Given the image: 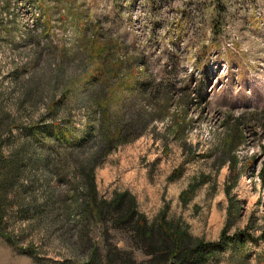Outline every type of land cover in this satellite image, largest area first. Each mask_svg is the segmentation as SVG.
Returning a JSON list of instances; mask_svg holds the SVG:
<instances>
[{"label": "rangeland", "instance_id": "1", "mask_svg": "<svg viewBox=\"0 0 264 264\" xmlns=\"http://www.w3.org/2000/svg\"><path fill=\"white\" fill-rule=\"evenodd\" d=\"M166 102L102 160L99 195L128 191L149 220L164 212L194 238L230 239L206 264H264V0H0V264H86L51 210L56 136L96 129L98 103L113 131Z\"/></svg>", "mask_w": 264, "mask_h": 264}, {"label": "trees", "instance_id": "2", "mask_svg": "<svg viewBox=\"0 0 264 264\" xmlns=\"http://www.w3.org/2000/svg\"><path fill=\"white\" fill-rule=\"evenodd\" d=\"M111 72L99 70L93 82L95 92L105 91L104 76ZM146 89L147 85L142 84V92ZM157 89L160 91L162 85L159 84ZM97 108V128L88 130L73 141L61 139L58 134L59 151L52 152L49 158V175L59 189L52 197L51 210L62 235L71 236L69 229L74 228L86 264H101L103 261L108 264H136L133 251H139L146 258L143 264H206L212 251L230 239L224 236L221 243H212L194 238L179 222L168 220L164 212L149 220L138 210L133 194L115 192L110 199H104L99 195L96 184L95 171L105 156L119 145L139 137L149 123L163 119L167 102L150 113H139L137 119L117 126L113 131L110 123L114 120L108 107L98 103ZM91 145L93 154L82 160V154ZM15 180L16 176L9 171L5 174L3 186H10ZM92 226L101 228L103 248L92 236ZM112 232L122 233L132 244L133 251H122L113 244ZM262 238L264 240V235Z\"/></svg>", "mask_w": 264, "mask_h": 264}]
</instances>
